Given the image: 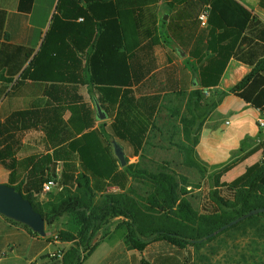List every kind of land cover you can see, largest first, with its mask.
I'll return each instance as SVG.
<instances>
[{
    "label": "trees",
    "instance_id": "obj_1",
    "mask_svg": "<svg viewBox=\"0 0 264 264\" xmlns=\"http://www.w3.org/2000/svg\"><path fill=\"white\" fill-rule=\"evenodd\" d=\"M33 1L19 0L18 10L30 12ZM158 1L58 0L39 49L34 53L15 46L14 66L11 58L0 62L2 68L12 62L6 70L9 77L1 73L0 80L11 81L19 72L22 80L45 84L43 106L16 109L0 119V164L8 172L7 183L32 203L45 224L52 225L63 215L71 217L72 229H60L56 236V240L73 242L61 252L58 264H82L81 247L106 220L116 217L126 219L122 238L127 249L141 251L150 239L168 244L169 249L156 252L150 264H193L191 252L185 251L188 246L198 247L244 222L264 221V213H257L208 236L236 217L264 207V155L231 181L220 182L222 174L246 157L261 148L264 152V140L217 170L215 190L224 187L228 194L213 192L212 209L201 213L186 196L189 182L185 176L165 165L154 171L141 166L148 139L158 130L156 119L167 94L163 92L185 95L190 90L183 160L202 173L207 169L194 159L193 149L206 117L222 99L233 94L264 110V20L239 0H202L207 2L202 9L207 10L205 26L198 10L191 22L161 34ZM166 1L175 8L194 0ZM259 5L264 7V0ZM4 18L0 11V38L7 37ZM161 38L188 51L194 63H172L173 70L158 72L165 82L155 85L154 47L162 43ZM231 58L250 65V71L229 90L217 91L199 116L203 92H216ZM186 68L197 75L196 84ZM176 69H180L179 78L174 76ZM84 85L98 92L105 119L97 122L94 107L81 93ZM110 136L128 146L129 156L138 160L129 162L126 156V164L121 165L109 150ZM51 178L57 181L56 189L40 198L44 182ZM132 181L143 187L135 189ZM97 194L101 195L99 204L93 202ZM253 234L257 245L244 264H264V222Z\"/></svg>",
    "mask_w": 264,
    "mask_h": 264
},
{
    "label": "crops",
    "instance_id": "obj_2",
    "mask_svg": "<svg viewBox=\"0 0 264 264\" xmlns=\"http://www.w3.org/2000/svg\"><path fill=\"white\" fill-rule=\"evenodd\" d=\"M18 1L0 0V11L4 12L5 16L3 31L4 34H7L6 38L4 36L0 38V62L11 58L13 66L15 63L13 55L15 49L13 47H28L33 49L34 53L39 49L58 2V0H34L31 11L24 13L18 10ZM239 1L264 20V7L259 5V0ZM202 4L206 8L207 2L204 3L202 0H194L185 7L170 8L166 0H159L157 3L159 32L161 34L167 33L178 26L191 22ZM161 40L162 43L154 47V55L158 65L154 72L158 73L163 69L172 68V63H175V65L186 61L194 63L188 51L182 49L173 41H166L163 38ZM168 55L173 56L172 62L168 60ZM144 61H147V58H144ZM9 66L6 68L0 66V74L9 77L6 72ZM250 69V65L231 58L214 90L219 92L229 90ZM186 71L194 79L193 84H196L195 78H197V75L191 69L186 68ZM174 76L176 78L180 77V69H176ZM156 77V82L155 80L151 81H154L155 85H158L159 82H165L164 76L159 75V73ZM147 80L148 77L144 82ZM44 87V83L20 79L19 72L12 76L11 81L0 80V119L16 109L43 106L46 101V96L43 94ZM81 93L94 107L96 116L95 103L100 106L101 112L106 115L105 109L99 103V94L93 87L84 85L81 87ZM164 93L169 94L171 92L167 91L162 94ZM101 120L103 119L97 117V122ZM259 120L264 122V110L252 107L233 94L226 95L220 104L206 117L200 130L198 143L193 149L194 159L207 169V174L219 170L231 159L240 153H246L264 140V124L261 125ZM108 121L110 120L107 119ZM263 155L262 148L249 155L222 174L220 182L231 181L226 180V177L229 176L234 179L242 174L248 166L260 161ZM0 166L3 167L1 164ZM58 241L56 240L55 243L57 244ZM44 242L47 243L43 237L32 234L20 222L11 221L0 214V264H30L31 262H37V258L42 251L49 246L48 243L47 245ZM50 244L52 243L50 242ZM96 249L97 247L92 253ZM222 255L223 250L206 254V264H216L217 258ZM113 257L114 255L110 253L107 264L115 263V257ZM192 262L196 264L193 258ZM37 264L39 263L37 262Z\"/></svg>",
    "mask_w": 264,
    "mask_h": 264
},
{
    "label": "rangeland",
    "instance_id": "obj_3",
    "mask_svg": "<svg viewBox=\"0 0 264 264\" xmlns=\"http://www.w3.org/2000/svg\"><path fill=\"white\" fill-rule=\"evenodd\" d=\"M203 8L204 6L202 4L198 13ZM188 92L185 95L165 94V98L160 106L156 119V127L158 130H154L148 139L143 150L141 166L154 171L160 166L165 165L173 169L177 174L185 176L189 182V185L186 187L188 191L186 196L190 200L193 208L201 213L207 209H212L213 202L210 196L213 192L219 191V194L227 196L228 191H226L224 187L215 190L216 184L214 175L217 171L210 174L202 173L198 171V169L188 167L184 163L182 149L184 143L183 128L186 121L190 119V114L186 108V104L189 100ZM217 95V91L215 93L212 91L203 92V97L200 102L201 106L198 109L199 116L207 110L208 105ZM96 104L97 103H95V106ZM107 133H109V131H107ZM114 139L117 141L116 138L111 136L108 138L109 150L116 157L112 143ZM118 143L122 146L125 157H128L129 162L138 160V156H129L131 155V149L128 146L120 142ZM232 179L233 178L229 176L226 177V180ZM0 182H7V171L1 166ZM131 185H133L135 189L143 187V185L137 181H132ZM93 202L99 204L101 202V195L97 194L93 198ZM262 222L264 221L254 219L241 223L237 227H230L225 232L219 233L213 240L205 241L198 247L194 245L188 246L185 248L187 249L185 251L191 252V259L193 258L196 264H206V254L210 252L217 253L218 250H223V255L217 258L216 264H244L245 259L251 255V249L257 245V237L253 234L254 228ZM60 229H72L71 217L69 215L61 216L52 225L45 224L46 235L41 237L45 239L49 246L45 248L37 258L39 264H58L60 262L61 252L68 249L73 244L71 241H58L57 244L55 243L56 236ZM124 231L127 232L126 219L116 217L106 220V222L101 225L100 229L95 231L90 242L84 243V240L78 236V241L80 242L81 239V243L86 244L84 247H81L82 256L85 257L82 264H107L110 253L115 257V263L112 264H141V261H148L150 264L156 252L164 248L166 250L169 249L168 244H165L163 240L154 239L148 240L146 246L141 251L127 249L122 238ZM50 242L52 244H50ZM96 242L98 243L96 246L97 249L91 255L88 254L89 249ZM47 243L44 242V244ZM132 254H134L135 260L131 258ZM37 262H31L30 264H37Z\"/></svg>",
    "mask_w": 264,
    "mask_h": 264
},
{
    "label": "water",
    "instance_id": "obj_4",
    "mask_svg": "<svg viewBox=\"0 0 264 264\" xmlns=\"http://www.w3.org/2000/svg\"><path fill=\"white\" fill-rule=\"evenodd\" d=\"M96 109L97 117L99 119H104L106 115L100 111L98 104H96ZM112 143L117 159L120 161L121 165H125L126 157L122 146L115 139L112 140ZM261 212L264 213V207L254 208L248 213L236 217L235 219L222 225L217 231L210 233L208 236H212L251 215ZM0 214L9 219L27 225L32 231L36 232L40 236L46 235L45 221L42 215L35 210L32 203L25 198L20 191L16 190L13 185L7 182H0Z\"/></svg>",
    "mask_w": 264,
    "mask_h": 264
},
{
    "label": "built area",
    "instance_id": "obj_5",
    "mask_svg": "<svg viewBox=\"0 0 264 264\" xmlns=\"http://www.w3.org/2000/svg\"><path fill=\"white\" fill-rule=\"evenodd\" d=\"M198 18L201 21V25L205 26L206 25V20H207V10H202L199 15ZM260 124L263 125L264 122L262 120H259ZM57 187V181L54 178L48 179L46 182H44L43 184V188H42V192L40 194L41 197H43V195H45L47 192L56 189Z\"/></svg>",
    "mask_w": 264,
    "mask_h": 264
}]
</instances>
